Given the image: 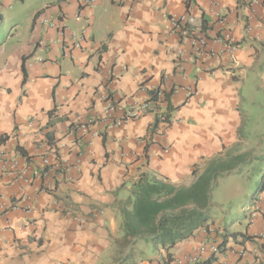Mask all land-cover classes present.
I'll list each match as a JSON object with an SVG mask.
<instances>
[{
    "label": "crops",
    "instance_id": "0c3cea01",
    "mask_svg": "<svg viewBox=\"0 0 264 264\" xmlns=\"http://www.w3.org/2000/svg\"><path fill=\"white\" fill-rule=\"evenodd\" d=\"M82 1L44 2L5 38L0 32V151L6 155L0 164V264H114L121 206L133 184L150 172L190 186L195 167L240 144L252 100L264 92V29L260 41L246 35L249 0H96L93 9L82 8ZM15 2L0 0V27L6 15L18 19L10 12ZM214 8L241 45L236 63L222 54L196 56L191 41L171 31V16L189 13L199 21L205 15L214 38L219 27L208 14ZM255 15L264 23V5ZM84 28L83 48L65 57L69 33ZM159 85L167 92V122L152 110L121 127L100 120L109 101L127 109L151 99ZM176 86L199 95L186 101L184 93L172 92ZM91 118L98 121L88 132L68 137ZM56 156L59 166L44 168L43 158L55 164ZM25 166L40 174L30 185L19 178ZM45 182L53 183L52 193L42 191ZM28 198L34 212L14 209ZM70 208L78 216L68 215ZM225 233L237 232L213 220L209 231L200 229L175 247V259L203 242L220 244ZM241 233L257 237L235 247L248 257L227 251L215 264H254L256 254L264 256V215ZM229 240L227 247L234 246ZM135 248L134 264H162L163 250Z\"/></svg>",
    "mask_w": 264,
    "mask_h": 264
},
{
    "label": "trees",
    "instance_id": "16d2710c",
    "mask_svg": "<svg viewBox=\"0 0 264 264\" xmlns=\"http://www.w3.org/2000/svg\"><path fill=\"white\" fill-rule=\"evenodd\" d=\"M201 27V31H208L205 16L202 18ZM6 140L7 137H3L1 143ZM16 150L26 157L27 154L22 148L16 147ZM226 156L211 159L203 169L195 167L193 176L196 179L190 186H175L168 179H160L150 172L143 173L133 184L128 199L121 206L123 234L116 241L118 257L114 264H134L137 255L135 246L139 240L156 250H163L165 255L162 264H172L175 260L173 250L179 243L194 237L200 229L209 231L213 222L209 211L212 184ZM262 192L264 176L251 203ZM232 237L235 240L234 246L227 247ZM240 238L241 241L238 240ZM256 238L241 232L225 233L218 244V254H211L199 264H215L219 256L226 255L227 251L231 253L236 250L237 245L242 246ZM262 245L264 247V242ZM259 264H264V261Z\"/></svg>",
    "mask_w": 264,
    "mask_h": 264
},
{
    "label": "built area",
    "instance_id": "2783aa9c",
    "mask_svg": "<svg viewBox=\"0 0 264 264\" xmlns=\"http://www.w3.org/2000/svg\"><path fill=\"white\" fill-rule=\"evenodd\" d=\"M213 2V0H212ZM96 4V0H83L82 7L85 9H93ZM214 5V4H213ZM264 5V0H249L250 13L246 18V35L253 41H260L262 39V30L264 29L263 18L256 17V8ZM1 10V7H0ZM208 14L213 18L215 24L219 27V31L214 38H209L208 31H201L202 20H197L193 15L186 13L180 16L170 17V27L172 33H175L180 39L189 40L192 43L193 51L195 55H200L202 57L210 58L218 54L226 55L230 60L236 63V55L241 49L239 42L235 40L233 35L225 29V22L223 14L217 11L215 8L208 11ZM51 27L60 28L56 23H52ZM65 27H63L64 29ZM87 28L82 29L79 32H70L67 42L65 44L66 55L69 57L70 53L74 50H80L83 48L82 44L86 39ZM219 46V52L215 51L210 45ZM39 45H45L43 41H40ZM179 66V65H178ZM144 88V87H143ZM175 94L184 93L185 100L188 101L199 95L196 89L191 87L176 86L172 89ZM151 97V96H150ZM154 97V99H153ZM167 104V92L165 86H155L152 91V98L141 104H134L130 108L122 109L119 108L118 104L109 101L106 109L104 110L102 118L100 120L108 127L115 128L121 127L128 121H132L140 118L145 113L153 111L154 114L158 115V120L161 122H167L168 118L165 114L164 106ZM119 112V113H117ZM119 114V116H117ZM97 118H91L86 123L77 125L76 127L68 131V137H75L77 132L79 135L89 131L90 127L97 122ZM67 148V145L61 144L59 146L60 150ZM57 153V151H55ZM5 153L0 151V164L4 162ZM128 156V154H124ZM55 164L48 158H43L42 162L44 168L48 167L51 171L52 168L59 166V159L55 157ZM12 161V160H11ZM13 163V162H12ZM40 175L35 173L33 169L29 166H25L21 169V174L19 178L25 185H30L34 178ZM48 178V173L46 175ZM42 191L49 193L54 191V185L51 182H45ZM26 200V198H24ZM264 194H260L254 201V203L246 209V221L248 227H254L257 223L258 218L264 214ZM16 210H22L25 213H32L35 208L30 204V199L28 198L27 203L24 205L17 204L14 206ZM67 214L70 216H78V211L73 208L67 210ZM81 220V219H80ZM219 246L216 242L206 243L203 242L199 245L197 250L188 256L176 258L172 264H199L208 258L211 254H218ZM232 254L240 259H246L249 255L246 249L237 248L232 251ZM256 261L254 264H259L260 261H264V256L262 254H256ZM227 264V263H224Z\"/></svg>",
    "mask_w": 264,
    "mask_h": 264
},
{
    "label": "rangeland",
    "instance_id": "374dc122",
    "mask_svg": "<svg viewBox=\"0 0 264 264\" xmlns=\"http://www.w3.org/2000/svg\"><path fill=\"white\" fill-rule=\"evenodd\" d=\"M48 1L51 0H16L10 12L17 14L18 19L9 21L6 15L4 25L0 27L2 38L10 33L13 25L23 24L34 9ZM251 110L252 119L245 125L249 130L244 131L240 144L227 154L212 184L210 214L213 220L225 224L232 232L249 228L245 209L252 204V197L264 176V92L252 100ZM137 245L147 254L155 250L142 240L137 241Z\"/></svg>",
    "mask_w": 264,
    "mask_h": 264
},
{
    "label": "clouds",
    "instance_id": "9594fccd",
    "mask_svg": "<svg viewBox=\"0 0 264 264\" xmlns=\"http://www.w3.org/2000/svg\"><path fill=\"white\" fill-rule=\"evenodd\" d=\"M81 7H82V5H81ZM83 8V7H82ZM205 16V15H204ZM67 42V40L65 41V43ZM65 46V45H64Z\"/></svg>",
    "mask_w": 264,
    "mask_h": 264
}]
</instances>
